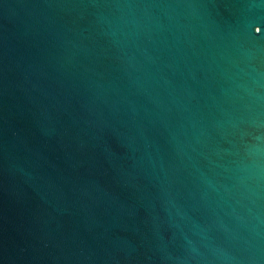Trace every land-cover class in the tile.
<instances>
[{
  "label": "water",
  "instance_id": "water-1",
  "mask_svg": "<svg viewBox=\"0 0 264 264\" xmlns=\"http://www.w3.org/2000/svg\"><path fill=\"white\" fill-rule=\"evenodd\" d=\"M0 264H264V0H0Z\"/></svg>",
  "mask_w": 264,
  "mask_h": 264
}]
</instances>
